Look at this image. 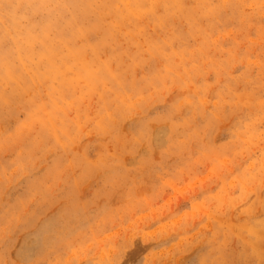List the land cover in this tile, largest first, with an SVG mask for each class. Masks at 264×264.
Segmentation results:
<instances>
[{
  "label": "rangeland",
  "instance_id": "rangeland-1",
  "mask_svg": "<svg viewBox=\"0 0 264 264\" xmlns=\"http://www.w3.org/2000/svg\"><path fill=\"white\" fill-rule=\"evenodd\" d=\"M0 264H264V0H0Z\"/></svg>",
  "mask_w": 264,
  "mask_h": 264
},
{
  "label": "bare ground",
  "instance_id": "bare-ground-1",
  "mask_svg": "<svg viewBox=\"0 0 264 264\" xmlns=\"http://www.w3.org/2000/svg\"><path fill=\"white\" fill-rule=\"evenodd\" d=\"M148 1V0H147ZM174 1V0H173ZM186 1V0H185ZM188 1V0H187ZM188 4V3H187ZM206 6V5H205ZM158 9V8H157ZM177 9V8H176ZM212 14V13H211ZM209 15V14H208ZM168 20V19H167ZM188 20V19H187ZM130 24V23H129ZM118 125V124H117ZM105 129V128H104ZM221 260V259H220Z\"/></svg>",
  "mask_w": 264,
  "mask_h": 264
}]
</instances>
